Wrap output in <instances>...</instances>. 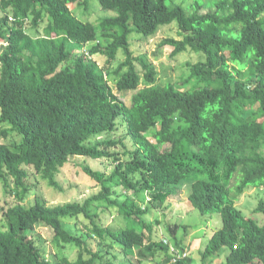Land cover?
<instances>
[{
    "label": "trees",
    "instance_id": "1",
    "mask_svg": "<svg viewBox=\"0 0 264 264\" xmlns=\"http://www.w3.org/2000/svg\"><path fill=\"white\" fill-rule=\"evenodd\" d=\"M90 1L0 0V139L14 137L0 140V184L17 201L0 209V264H118L117 250L139 263L161 250L172 263L190 253L188 225H165L169 237L156 243L145 217L186 186L189 205L223 223L201 252L202 264L223 255L221 264H264V220L257 217L264 197L253 214L237 208L246 193L264 192V0H194L188 9L174 0H98L114 15L97 22L72 8L90 10ZM172 24L181 39L161 46L203 59L190 64L187 78L159 86L156 68L136 57L131 37L149 38ZM112 83L134 92L130 105ZM120 120L125 135L109 136ZM75 157L115 164L109 176L82 166L101 184L97 194L56 206L24 204L31 172L61 191L57 175ZM146 193L148 207L140 197ZM112 209L123 226L105 221ZM82 218L87 237L67 228L66 220ZM41 224L54 231L52 258L38 244ZM67 246L78 248L75 260L63 256Z\"/></svg>",
    "mask_w": 264,
    "mask_h": 264
},
{
    "label": "rangeland",
    "instance_id": "2",
    "mask_svg": "<svg viewBox=\"0 0 264 264\" xmlns=\"http://www.w3.org/2000/svg\"><path fill=\"white\" fill-rule=\"evenodd\" d=\"M177 4H183L188 9L194 3V0H174ZM201 2L203 0H200ZM90 10L84 9V7L72 6L74 12L80 19L84 21L97 22L98 19L107 16L114 15V12L103 10L99 6L98 0H91ZM210 9V8H209ZM1 10V8H0ZM181 39L179 29L176 24L161 28L154 36L146 38L140 33H134L131 37L133 44V50L136 57H144L151 63L157 71V84L164 86L170 83H178L184 78H187L190 74V64H195L203 59L199 54L193 52H185L179 55H173V48L169 46H161V43L166 38ZM90 46V45H89ZM88 46V47H89ZM70 49L73 48L72 44H68ZM87 49V47H86ZM119 59L123 60L122 53L119 54ZM101 63L104 64V60L101 59ZM115 93L127 104L130 105L134 92H120L115 83L111 84ZM144 84L142 83L141 87ZM9 129L8 126H6ZM127 132V127L123 120L119 121L117 130L109 135L120 138ZM14 137H10L9 140L0 139L1 142H9ZM103 139V138H100ZM99 139L94 138L93 142ZM129 142V141H128ZM131 144V143H130ZM128 159L127 156H123V161ZM83 165H90L95 170H100L107 176L111 175L115 169V164L109 160H92L89 158L75 157L73 158L57 175V181L60 183L62 190L58 191L48 186L44 181L37 179L33 172L30 173V182L32 183V190L27 196L24 204L26 206H32L37 200L47 204L48 206H56L69 202H83L88 197L97 194L101 190V184L89 176L86 175L83 170ZM187 187V186H186ZM183 188V195L169 199L164 209L150 208L149 214L145 217V220L150 224H153L152 240L156 243L162 241V239L169 237L166 233L165 225L167 224H180L188 225L189 231L185 235V240L189 245L190 257L193 259V264H202L201 252L204 250L208 239L218 229L222 228V219L219 214H212L207 216H201L198 210L189 205L188 193L189 189ZM118 191H121L118 188ZM143 201L139 199L143 206L148 207L149 197L148 194L140 196ZM264 197V192L254 189L244 196L240 202L237 203V208L244 212L245 215L253 214V212L259 207V203ZM17 204L14 196L9 195L3 191L2 184H0V209L6 211L10 207ZM106 206V203L100 207L94 206L93 211L100 212V209ZM112 212L103 214L105 221L113 226H123L124 222L117 218L116 209H112ZM258 219L264 220V216L257 215ZM3 218V213L0 212V220ZM67 228L72 230L75 234L87 237V220L82 219H68L66 220ZM37 237H39L38 244L45 251L48 258H52L55 255L56 249L53 245L54 231L41 224L35 231ZM184 232H181L179 236H183ZM91 245L95 249H99L95 240H90ZM79 250L74 246H67L62 250V254L65 257L75 260L78 256ZM119 255L118 264H170L167 262V256L164 251H158L154 258H149L139 263L135 258H126L121 250H117ZM224 256V255H223ZM222 256L220 259L211 264H221L225 258ZM134 260V262H133ZM210 264V263H209Z\"/></svg>",
    "mask_w": 264,
    "mask_h": 264
},
{
    "label": "built area",
    "instance_id": "3",
    "mask_svg": "<svg viewBox=\"0 0 264 264\" xmlns=\"http://www.w3.org/2000/svg\"><path fill=\"white\" fill-rule=\"evenodd\" d=\"M189 256V253L188 252H186V253H183V254H178L177 255V257H176V259H173L172 260V263L171 264H177L178 262V259L180 260V259H182V258H186V257H188Z\"/></svg>",
    "mask_w": 264,
    "mask_h": 264
},
{
    "label": "clouds",
    "instance_id": "4",
    "mask_svg": "<svg viewBox=\"0 0 264 264\" xmlns=\"http://www.w3.org/2000/svg\"><path fill=\"white\" fill-rule=\"evenodd\" d=\"M189 257H190V253H189ZM171 264V263H170Z\"/></svg>",
    "mask_w": 264,
    "mask_h": 264
}]
</instances>
